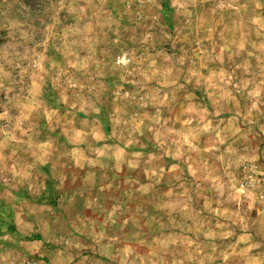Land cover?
<instances>
[{"label":"rangeland","instance_id":"obj_1","mask_svg":"<svg viewBox=\"0 0 264 264\" xmlns=\"http://www.w3.org/2000/svg\"><path fill=\"white\" fill-rule=\"evenodd\" d=\"M37 1L0 0V264H264V0Z\"/></svg>","mask_w":264,"mask_h":264},{"label":"trees","instance_id":"obj_2","mask_svg":"<svg viewBox=\"0 0 264 264\" xmlns=\"http://www.w3.org/2000/svg\"><path fill=\"white\" fill-rule=\"evenodd\" d=\"M37 1V0H36ZM38 2V1H37Z\"/></svg>","mask_w":264,"mask_h":264}]
</instances>
